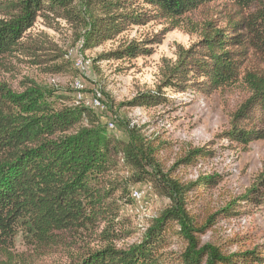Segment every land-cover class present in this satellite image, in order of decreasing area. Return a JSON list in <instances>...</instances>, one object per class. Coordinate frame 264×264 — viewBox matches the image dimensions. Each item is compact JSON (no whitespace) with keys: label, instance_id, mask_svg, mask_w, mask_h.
I'll return each instance as SVG.
<instances>
[{"label":"trees","instance_id":"16d2710c","mask_svg":"<svg viewBox=\"0 0 264 264\" xmlns=\"http://www.w3.org/2000/svg\"><path fill=\"white\" fill-rule=\"evenodd\" d=\"M221 4L217 19L207 18L199 41L179 57L159 87L124 106L152 110L170 103L166 93L171 88L210 97L243 81L251 96L235 113L226 139L249 146L264 141V0H0V69L12 56L29 57L41 67L51 62L40 54L46 49L27 35L39 18L64 21L89 49L151 20L178 28L180 19ZM162 39L133 41L95 62L148 57ZM64 68L53 65L45 71ZM68 94L34 81L16 90L0 80V264H29L13 253L20 231L38 249H49L61 244V236L89 224L104 227L103 245L84 249L70 264H264V251L226 253L203 243L220 218H237L264 205V175L241 199L250 209L242 213L236 203L229 204L200 226L190 210L191 198L217 187L219 177L188 184L172 177L158 159L156 140L141 128L125 124L126 139L118 138L90 106ZM212 156L213 151L195 150L177 164L191 166ZM143 184L170 204L138 243L119 249L121 208L134 205L132 189ZM174 238L183 245L180 252L172 248Z\"/></svg>","mask_w":264,"mask_h":264},{"label":"rangeland","instance_id":"374dc122","mask_svg":"<svg viewBox=\"0 0 264 264\" xmlns=\"http://www.w3.org/2000/svg\"><path fill=\"white\" fill-rule=\"evenodd\" d=\"M229 5L228 10H232L231 4ZM222 6L224 4L211 6L182 18L179 27L172 30V23L151 20L144 25L133 26L101 47L93 46L89 49L85 47L83 39H78L79 32H75L64 21L51 24L39 18L27 35L34 41L31 43L38 42L46 49L40 54L42 59L47 58L51 62L41 67L35 65L29 57H9L5 62L6 68L0 69V80L16 90L23 82L34 81L43 88L60 93L68 94L71 91V96L76 95V99L79 91L74 88V84L77 80H82L81 93H84L82 96L87 98V102L96 93L101 95L107 112L100 114L94 111L111 133L126 139L125 124H130L141 128L146 136L156 140L157 147H160L158 159L166 173L185 184L208 176L219 177L217 187L201 190L191 198L190 210L200 226L205 225L211 215L219 213L229 204L236 203L237 209L243 213L250 208L241 199L256 185L259 177L264 175V141L243 146L226 139V135L233 131L235 113L251 96L243 81L222 88L210 97L191 92L181 93L171 88L166 93L170 103L152 110L124 106L140 94L155 91L159 87L163 77L177 64L179 57L199 41L207 18L211 16L217 19L216 12ZM145 9L150 10L151 7L147 5ZM158 35L163 36L162 43L153 46L154 52L148 57L140 56L126 62L106 59L95 62L121 46L133 41L150 40ZM80 59L87 62L85 68L77 66ZM53 65L65 68L61 73L45 71L46 67ZM109 122L115 123L114 130L109 128ZM200 149L213 151L214 156L200 157L191 166L177 164L192 151ZM125 177V174H120V178ZM144 186L148 185L134 188ZM151 191L147 192L143 203L136 204L132 199V207L135 208H121L117 219V233L123 235L116 242L119 249L138 243L145 229L169 206L168 199L157 198ZM103 229V226L89 224L61 236V244L49 249H38L20 231L14 242L13 253L18 261L23 258L29 264H70L84 249L97 250L102 247L99 236ZM173 241V250L180 252L183 245L178 238ZM203 243L216 245L226 253L264 251V205L252 207L251 212L237 218H220L203 237Z\"/></svg>","mask_w":264,"mask_h":264},{"label":"bare ground","instance_id":"6f19581e","mask_svg":"<svg viewBox=\"0 0 264 264\" xmlns=\"http://www.w3.org/2000/svg\"><path fill=\"white\" fill-rule=\"evenodd\" d=\"M78 60V59H77ZM76 60V61H77ZM82 61V62H81ZM78 62V61H77ZM89 62V61H88ZM83 63V64H82ZM87 66V62H85V60L81 59L79 60L77 66L79 68H85V66ZM87 70V68H86ZM84 72V71H83ZM80 87H81V90L83 89V81L82 80H77L74 84V88L79 91L80 90ZM99 94V93H98ZM77 99L78 100H85V98H83L82 94H78L77 95ZM102 100H101V95L99 94V97H98V100H97V107H104L102 105ZM90 106L93 110L95 111H98L99 113H102L101 109L100 108H97L96 105H88ZM108 126L111 130H114L115 129V123L113 122H109L108 123ZM147 186V185H146ZM135 190H133L132 192V199L135 201V203H143L144 201V197L145 195L147 194L148 191H151V188L149 187V185L147 187L144 186V188H141V187H137V188H134ZM152 192V191H151ZM128 208L132 209V208H135V207H132V206H128ZM139 211V210H137ZM133 213V210L131 211Z\"/></svg>","mask_w":264,"mask_h":264},{"label":"built area","instance_id":"2783aa9c","mask_svg":"<svg viewBox=\"0 0 264 264\" xmlns=\"http://www.w3.org/2000/svg\"><path fill=\"white\" fill-rule=\"evenodd\" d=\"M81 60V59H80ZM82 62V61H81ZM83 64V63H82ZM85 66V65H84ZM86 67V66H85ZM79 94H84V93H81V87H80V90H79ZM98 97H99V94L96 93L95 95L92 96V100H89V102H87V98H85V104L86 105H96L97 107V100H98ZM97 108H100L102 113H106L107 112V108L106 107H97Z\"/></svg>","mask_w":264,"mask_h":264}]
</instances>
